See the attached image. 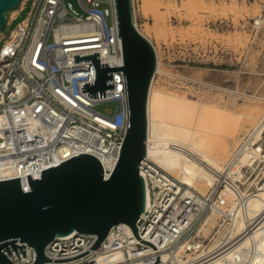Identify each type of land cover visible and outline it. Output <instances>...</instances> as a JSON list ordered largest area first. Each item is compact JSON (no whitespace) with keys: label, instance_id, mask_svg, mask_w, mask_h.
<instances>
[{"label":"built area","instance_id":"built-area-1","mask_svg":"<svg viewBox=\"0 0 264 264\" xmlns=\"http://www.w3.org/2000/svg\"><path fill=\"white\" fill-rule=\"evenodd\" d=\"M75 2L82 14L68 0H19L13 9L17 14L13 18L5 15V26H10L29 3L25 17L8 35L0 33V181L19 178L23 192L29 190L23 188L26 176L39 179L41 171L79 154L95 157L105 179L111 172L105 165L116 162L125 136L122 71L112 72L114 91L105 92V98L90 99L79 86L92 82L90 63L73 64L72 59V54L98 51L100 63L108 62V68L123 66L115 1ZM263 22L259 15L252 27L258 28ZM67 26L81 30H63ZM97 105L108 106L107 111L94 110ZM61 146L66 148L62 155ZM138 173L148 188L150 203L135 223L136 233L155 248L156 264H203L212 259L215 249L205 245L206 250L197 253L198 242L201 246L205 242L197 236L198 219L209 210L212 200H217L218 188L205 196L194 192L185 196L184 186L173 185L161 168L145 159L138 165ZM96 239L94 234L77 232L55 237L44 248V256L72 258L87 251ZM20 244L25 245V257L13 250L5 252L6 257L12 264H33V247ZM185 244V253L191 257L181 263L178 252ZM155 259L154 250L138 242L131 229L119 223L83 256L42 264H153Z\"/></svg>","mask_w":264,"mask_h":264},{"label":"water","instance_id":"water-1","mask_svg":"<svg viewBox=\"0 0 264 264\" xmlns=\"http://www.w3.org/2000/svg\"><path fill=\"white\" fill-rule=\"evenodd\" d=\"M19 0H0V29L5 27V13L15 9ZM118 38L121 39L123 66L108 68L100 63L98 51L72 54L73 64L90 63L92 82L79 83L80 92L90 99L105 98L114 91L113 71L124 77L127 125L119 157L105 180L98 160L89 154H79L41 171L39 179L26 176L28 188L23 192L19 178L0 181V264H12L5 255L13 250L25 257L26 243L33 247V264L64 262L76 259L95 248L109 229L126 224L135 239V223L144 211V181L138 165L145 156L146 100L156 58L151 43L133 23L131 1L115 0ZM73 231L97 236L85 252L68 259H48L44 248L55 237Z\"/></svg>","mask_w":264,"mask_h":264},{"label":"rangeland","instance_id":"rangeland-1","mask_svg":"<svg viewBox=\"0 0 264 264\" xmlns=\"http://www.w3.org/2000/svg\"><path fill=\"white\" fill-rule=\"evenodd\" d=\"M68 1L82 14L75 0ZM156 2L163 9H154L151 3ZM28 10L29 3L0 33L8 35ZM134 10L138 28L158 52L160 72L154 75V89L192 100L196 105H214L228 118H241L238 124L232 119L227 123L228 155L223 158L227 159L237 142L251 132L252 119L238 114L252 112L258 117L264 111V22L258 28L252 27L257 16L264 18V0H134ZM9 14L15 12L5 13L7 17ZM107 107L97 105L94 110L105 113ZM258 144L262 153L251 166L241 169L236 180L248 195L264 183V131ZM207 187L198 186L200 192H206ZM222 187L218 184V191ZM214 225L204 235L207 248L219 237V228L222 230L225 223Z\"/></svg>","mask_w":264,"mask_h":264},{"label":"bare ground","instance_id":"bare-ground-1","mask_svg":"<svg viewBox=\"0 0 264 264\" xmlns=\"http://www.w3.org/2000/svg\"><path fill=\"white\" fill-rule=\"evenodd\" d=\"M151 5L156 10L163 9L157 2ZM131 7L134 26L151 43L156 58L146 100L144 159L161 168L173 185L184 186L185 196L192 195L191 189L200 192L198 186L201 185L208 187L206 192H200V196L207 195L212 188L213 192L216 191L218 184L223 185L217 200L213 199L209 210L205 209L198 219L200 224L197 236L203 238L213 222L215 225L225 223V226L221 225L222 230L219 228V237L215 238L209 247L210 250L215 249L216 254L203 264H264V183L249 195L236 184L241 169L251 166L262 153L258 141L264 131V111L258 117L253 116L252 112L238 114L239 117L252 119L251 132L237 142L230 156L224 160L223 158L228 155L226 139L230 137L227 123L232 119L234 124H238L241 118H228L223 109L214 105L199 103L196 105L192 100L154 89V75L160 72L158 52L147 34H144L137 26L134 0ZM63 30L79 32L81 27L67 26ZM249 120L247 122L251 123ZM254 145H256L255 148ZM65 152V146H61L59 154L62 155ZM116 162L106 163L105 168L112 172ZM2 176L3 171L0 169V177ZM22 183L23 188L28 190L25 179H22ZM144 188L145 210L150 203V196L145 184ZM224 243L226 245L221 246ZM187 245L182 246L178 252V255L182 256L179 258L181 263L184 259L189 260L191 257L185 253ZM198 246L197 253H203L206 250L204 244L201 246L200 241Z\"/></svg>","mask_w":264,"mask_h":264},{"label":"crops","instance_id":"crops-1","mask_svg":"<svg viewBox=\"0 0 264 264\" xmlns=\"http://www.w3.org/2000/svg\"><path fill=\"white\" fill-rule=\"evenodd\" d=\"M15 13H16V12H15ZM14 15H15V14H14ZM14 15H13V16H14Z\"/></svg>","mask_w":264,"mask_h":264}]
</instances>
